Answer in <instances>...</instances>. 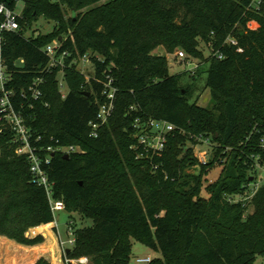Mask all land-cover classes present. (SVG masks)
I'll list each match as a JSON object with an SVG mask.
<instances>
[{"label":"trees","instance_id":"trees-1","mask_svg":"<svg viewBox=\"0 0 264 264\" xmlns=\"http://www.w3.org/2000/svg\"><path fill=\"white\" fill-rule=\"evenodd\" d=\"M4 1L16 7V0ZM18 1L24 3L21 30L5 35L2 55L15 108L43 137L38 146L59 142L82 150L68 159L55 154L49 169L54 199L93 221L74 229V243L63 247L66 264L81 258L130 264L133 240L160 252L150 264H255L264 258V183L252 199L235 202L252 193L257 163L264 165V0L259 11L252 0ZM40 18L52 21L53 31L29 35ZM56 40L60 54L69 53L66 99L60 69L46 71L44 49ZM159 47L184 52L200 65L171 75L168 58L154 53ZM86 54L96 77L109 74L118 88L115 113L98 138L90 137V122L103 86L86 82L73 63ZM205 73L212 108L191 101ZM40 77L45 83L36 100L29 88ZM140 117L177 128L161 156L137 159L133 124ZM13 137L9 129L0 135L1 263L25 264L44 255L65 264L48 195L34 182L27 156L16 154ZM201 139L212 148L207 165L190 146ZM220 160L226 163L219 179L205 187L208 169ZM28 231L46 242L42 235L29 238ZM1 236L39 246L24 248Z\"/></svg>","mask_w":264,"mask_h":264},{"label":"built area","instance_id":"built-area-1","mask_svg":"<svg viewBox=\"0 0 264 264\" xmlns=\"http://www.w3.org/2000/svg\"><path fill=\"white\" fill-rule=\"evenodd\" d=\"M263 0H252V5L256 11L261 9ZM21 1L16 0V7L12 8L4 0H0V114L2 119V124L0 126V135L4 133L6 129H9L14 137L12 143L16 145V154L20 156H27L30 170L34 177V182L44 188L46 191L52 211L54 213L66 210V205L63 201L54 199V182L51 181L49 177V169L52 163V158L55 154H62L64 156H71L76 153L82 152L79 146H65L60 145L57 142V146H44L38 144L43 140V137L37 135L31 131L26 125V120L24 116L19 113L13 102V98L16 97L14 90H8L7 84L10 81V77L7 73V68L3 62V48L5 44V35L8 33H16L21 30L20 20L23 18V10L19 9V3ZM228 42L237 45V42L233 38H229ZM61 40H56L52 44L48 45L44 49V53L49 58V63L46 67V71H51L53 68L60 69L58 75L59 87L61 90L66 85L65 80V68H66V58L69 56L67 51L60 54ZM176 57L180 60L186 58L184 52H178ZM99 60L101 58L97 56ZM89 62H93L91 55L86 54L80 57L79 60H74V64H77L78 70L80 65H85ZM23 64L24 62L21 61ZM94 64V63H93ZM95 67V64H94ZM198 68V66H196ZM195 68V69H196ZM80 73L83 74L82 71ZM106 74V73H105ZM85 75V74H83ZM87 77V76H86ZM88 82L95 81L103 86L102 89V100L100 101L96 98V102L99 105L98 113L95 120L90 122V137L98 138L100 130L110 121L113 117L116 109V96L118 88L114 85V79L107 74L106 80H100L96 77V67L95 75L88 78ZM44 78L40 77L36 79L30 86L29 91L32 92L33 97L37 100L42 96V86L44 85ZM68 94L62 92V98L66 99ZM176 127L164 120H157L154 118H137L133 124V137L135 138V143L132 149L136 153L137 159L155 158L161 156L166 147V142L168 138L176 131ZM201 141L209 145L208 140ZM37 144V145H35ZM260 145L264 148V138L261 139ZM200 158H197L200 164L207 165V151H199ZM210 158V157H209ZM210 160V159H209ZM264 166L261 163H257V171ZM259 187L246 198L250 200L253 198ZM237 202V201H235ZM72 238L68 241L70 245L74 243L73 232L70 233ZM151 257L147 258H137V264H150L152 262ZM66 262H69L67 260ZM72 263L78 262V264H89L88 258H81L79 260L71 261Z\"/></svg>","mask_w":264,"mask_h":264},{"label":"rangeland","instance_id":"rangeland-1","mask_svg":"<svg viewBox=\"0 0 264 264\" xmlns=\"http://www.w3.org/2000/svg\"><path fill=\"white\" fill-rule=\"evenodd\" d=\"M19 9L20 10L24 9V3L23 2L19 3ZM69 15H70V13H69ZM252 26L255 27V26H257V24H252ZM53 29H54V23L52 21H48L45 18H40L35 23L33 30H32V32L29 33V35H32V33H34L35 35H39V34L45 35V34L51 33L53 31ZM178 52H175L173 54H168L164 48L159 47L154 53L156 55H162V56H166L168 58L169 70H170L171 75H179V74H182V73H185L188 71H195L197 69L196 66L200 65V60H197L195 58H189L187 55H186V58L183 60L178 59L176 57V54ZM204 54L205 55L208 54L207 49H204ZM208 67H209L208 64H204L202 66V69L207 71ZM79 69H80V71L83 72V74H85L84 78H85L86 82H88L87 77L90 78V77H93L95 75V67H94L93 62H89L85 65H80ZM203 78H204V80H203ZM205 79H206V73L204 74V76H202L201 78H199L196 81L195 93H194V96H193L191 101L197 102L198 105L201 107L212 108L213 104H212V99H211V90L210 89H204ZM183 81L185 83H190L191 79L189 76H186L183 79ZM62 92L64 94L69 93V88H68L67 84L63 88ZM197 141H198V143L190 145L194 150V156L196 158H200L199 151H201V152L207 151L208 156L206 158H207V161L209 162V159H210L209 157L211 156V152H212L211 145L210 144L208 145L207 143H205L203 141H199V140H197ZM262 149H264V148H262ZM229 152H231V149ZM225 163H226V160H220L218 163H216L214 166H212L208 169V171L204 177V186L205 187L209 186L210 184L216 182L219 179V177H220V175L224 169ZM262 168H264V166H262ZM195 171H196L195 168H192L189 172L194 173ZM254 178H256V179H254ZM252 182L253 183H251L249 185L251 191L255 190L256 187L260 188L262 186V184L264 183V170L259 169L257 171V173L253 175ZM204 194L207 198L209 197L208 192H205ZM246 198L247 197L236 198L237 200H235V201H237V202L238 201H246ZM251 212H253L252 207H250V209H249V213H251ZM92 225H93L92 220L84 219L81 215H79L77 213H70L67 210L55 213V226H54L55 230L53 229V231L59 237L62 260L65 264H66V261L64 259V248L63 247L70 245L68 242L72 238L70 233L74 232L75 228L88 227V226H92ZM28 234H29V231L27 233V236H29ZM147 257H151L152 259H156V258H160L161 254H160V252H156V251L149 249L147 246H145L141 242L133 240V254H132L130 264H137V262H136L137 258H147ZM0 264H3V263H1V254H0ZM74 264H78V262H76ZM255 264H264V258L258 257Z\"/></svg>","mask_w":264,"mask_h":264},{"label":"crops","instance_id":"crops-1","mask_svg":"<svg viewBox=\"0 0 264 264\" xmlns=\"http://www.w3.org/2000/svg\"><path fill=\"white\" fill-rule=\"evenodd\" d=\"M54 224H55V222H53ZM54 230H55V227L53 228ZM39 235H42V234H39ZM55 235H56V237H57V240H58V243H59V237H58V235L55 233ZM38 236V235H37ZM44 238H45V236L44 235H42ZM29 238H35V237H30V236H28ZM1 238H6L8 241H12V242H15L18 246H21V247H24V248H28V249H35L36 247H38L39 245H35V246H25V245H21V244H19V243H17L16 241H14V240H11V239H9V238H7V237H4V236H1ZM45 242H46V238H45ZM59 246H60V243H59ZM31 254H33V253H31ZM41 259H45L46 261H48L49 262V264H52L51 262H50V260L48 259V257L47 256H44V255H38L35 259H34V261L33 262H29V263H25V264H36L39 260H41Z\"/></svg>","mask_w":264,"mask_h":264},{"label":"water","instance_id":"water-1","mask_svg":"<svg viewBox=\"0 0 264 264\" xmlns=\"http://www.w3.org/2000/svg\"><path fill=\"white\" fill-rule=\"evenodd\" d=\"M88 95H89V94H88ZM65 158H66V159H68V158H69V156H67V155H66V156H65ZM67 251H69V249H67Z\"/></svg>","mask_w":264,"mask_h":264}]
</instances>
